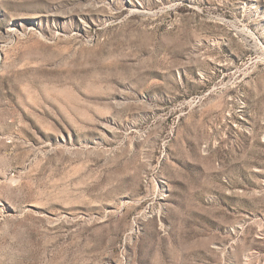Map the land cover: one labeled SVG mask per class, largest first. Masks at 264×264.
I'll return each instance as SVG.
<instances>
[{
    "label": "rangeland",
    "instance_id": "rangeland-1",
    "mask_svg": "<svg viewBox=\"0 0 264 264\" xmlns=\"http://www.w3.org/2000/svg\"><path fill=\"white\" fill-rule=\"evenodd\" d=\"M0 264H264V0H0Z\"/></svg>",
    "mask_w": 264,
    "mask_h": 264
}]
</instances>
